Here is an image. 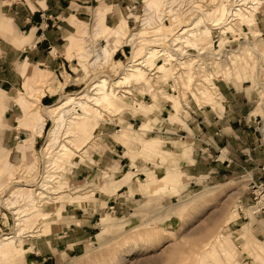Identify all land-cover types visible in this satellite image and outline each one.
I'll return each mask as SVG.
<instances>
[{
    "label": "rangeland",
    "instance_id": "rangeland-1",
    "mask_svg": "<svg viewBox=\"0 0 264 264\" xmlns=\"http://www.w3.org/2000/svg\"><path fill=\"white\" fill-rule=\"evenodd\" d=\"M157 1L156 5L152 0L85 3L90 7L80 13L83 19L70 16L76 31L68 38L66 57L75 64L57 75L36 69L31 81L23 85L24 94L19 96L25 100H18L23 115L14 123H6V128L24 129L28 135L16 137L8 147L0 146V215L7 220L0 225V236L20 235L0 248L3 258L0 264H26L25 261L28 264H264V166L260 171L230 168L225 171V177L221 170L203 173L198 169L202 173L192 178L194 184L190 186L191 177L181 168L192 153L193 143L213 152V159H223L221 141L216 143L206 134L208 128L216 126L213 119L207 118L212 115L219 124L215 136L224 135L221 118L215 110L223 107L221 113L229 121L236 120L238 115L258 114L264 124V11L259 7L256 24L236 19L235 27H229L226 19L234 17L239 0ZM250 4L253 3L248 1L243 7ZM220 7L219 19L214 22L218 28L210 29L212 33L205 41L193 39L207 46L205 53L217 59L209 56L210 71L198 73L190 67L194 81L189 89L183 85L186 78L180 75L176 64H167L166 73L164 68L154 75L146 73L145 82L136 84L130 79L126 85L130 87L119 90H133L129 99L106 98L101 94L95 101H80L83 108L75 107L73 102L77 101L71 100L66 107L70 111L64 109L45 117L40 135L27 130L25 123L33 122L38 113L46 116L48 108L57 107L69 96L86 93L91 96V87L97 80H116L126 74L124 69L130 67L129 63L145 53L138 50L145 39L164 33L168 36L160 43L171 35L178 37L181 44L186 35L178 34L191 28L197 15L213 14ZM252 14L245 16L250 18ZM202 28L203 25L197 27ZM239 32L247 34L243 36ZM118 36L120 41L116 46ZM135 41L139 42L137 47ZM106 46L115 49L107 62L103 54ZM142 48L146 50L145 46ZM230 52V61L238 53L241 59L235 60L234 70L228 71L229 63L221 61ZM156 62L160 66L163 61ZM201 74L215 81L220 93L217 102L198 94L206 85ZM248 121L244 118L232 124L248 128ZM144 126L148 127L147 132L142 131ZM4 127L0 125V129ZM142 144L157 147L144 151ZM158 148L168 154L156 155ZM110 155L113 161L109 163ZM246 158L251 161L249 154ZM128 173L130 177L126 178ZM150 173L158 174L159 178L153 189L146 191L145 182ZM71 175H76V179L72 180ZM171 176L178 178L176 184L168 183ZM130 180L136 184L133 191L147 196L146 201H138L127 213L115 215L113 209L103 211L93 219L92 238L83 243V249L42 260L54 253H47L49 249L45 248L43 238L47 234L57 236L60 225L66 224L72 214V211L62 212L64 206L67 211L78 212L79 207L84 209L83 201H90L95 190L116 196L121 194L122 183ZM159 181H167L168 186L162 187ZM41 182L45 187L40 186ZM63 189L57 195L50 194ZM70 194L78 197L71 198ZM20 210L22 215L18 214ZM106 215L112 220L103 228L99 222ZM29 234L32 237H27ZM223 240L228 243H221ZM25 242H38L43 247L38 259L27 256L33 248H27ZM21 245L27 248L26 252L13 259L11 255ZM221 247L226 251L221 252ZM34 260L37 263L31 262Z\"/></svg>",
    "mask_w": 264,
    "mask_h": 264
},
{
    "label": "crops",
    "instance_id": "crops-1",
    "mask_svg": "<svg viewBox=\"0 0 264 264\" xmlns=\"http://www.w3.org/2000/svg\"><path fill=\"white\" fill-rule=\"evenodd\" d=\"M90 1L93 2V0H0V125H5L3 129H0L1 147H8L18 136L20 138L23 135H26V137L28 135L24 129L18 131L8 130L6 123H14L23 115L18 100L21 98L24 101L25 98L19 95L24 94L23 85L31 81L35 70H47L57 75L75 64L74 60L70 61L66 57L69 44L68 38L76 31L75 26L70 22V16L75 15L80 17L79 20L83 19L84 17L82 18L80 13L84 8L90 7L85 5ZM105 1L113 2L114 0ZM215 111L217 116L221 118L224 135L222 137L215 136L214 131L217 129L215 127L219 124L214 121L212 115L207 118L208 120L213 119V125L216 126L208 128L206 134L209 139L215 140L216 143L221 141V156L223 155V159L220 161L213 159V152L201 149L198 143L191 144L193 146L192 153L188 157V161L181 165L184 174L191 177L188 186L194 184L192 178L203 171L221 170L223 172L222 176L225 177V171H229L230 168L247 167L254 171H260L261 167L264 166V143L262 141L264 124L261 115H251L250 113L238 115V118L234 121L244 118L249 120V126L245 128V125L234 126L232 124L234 121H229L227 116L221 113L223 107L222 110ZM33 123L34 121L25 123L27 130L32 134L40 135L43 129L40 131ZM125 125L128 126L129 124ZM141 134L144 135V132ZM157 152L156 155L158 156L168 154L159 148ZM246 154L251 156V161H247ZM112 161L113 157L111 156L109 163ZM198 169H201L202 172L197 171ZM91 175L92 173L89 174V176ZM71 177H73L72 180L76 179V175H71ZM125 177H130V174H126ZM158 178L159 175L156 173L148 174L145 190L153 189V185ZM167 181L170 184H176L178 178L171 176ZM167 181L166 183L159 181V183L162 187L168 186ZM128 184L130 187H128ZM135 188L136 184L133 180H130L122 183L119 188L122 195L114 196L97 189L90 201H83L84 209L82 210L79 207L80 211L78 212H73L71 209L67 211L64 206L62 212L72 211V214H69L66 224L60 225L57 236L49 237V234H47L46 238H43L45 248L49 249L47 253L49 251H54V253L52 256L42 258V260L56 258V254H68L76 251L75 249H83V243L92 238L93 219L101 215L103 211L113 209L115 215L127 213L138 201H146L147 196L133 191ZM69 196L71 197V194ZM0 216V225L2 226L7 220H5L4 215ZM111 220L112 218L106 215L100 219L99 224L105 228L111 224ZM28 236L32 237L30 234ZM49 243L51 245H48ZM25 246L30 249L33 248L27 256L34 259H38L41 254L40 251L43 250L38 242L26 243ZM25 246L21 245V249H17L11 257L16 260L19 259L21 254L27 250ZM32 254L33 256H30ZM36 261L38 260L31 262L37 263ZM25 263L28 264L26 261Z\"/></svg>",
    "mask_w": 264,
    "mask_h": 264
},
{
    "label": "bare ground",
    "instance_id": "bare-ground-1",
    "mask_svg": "<svg viewBox=\"0 0 264 264\" xmlns=\"http://www.w3.org/2000/svg\"><path fill=\"white\" fill-rule=\"evenodd\" d=\"M152 1H153V3H152L153 5H156L157 3H159V1H157V0H152ZM219 1H220L219 3H221V0H219ZM248 1H251V3H253V4H250L251 5L250 7L248 5L250 10L247 9L248 7L247 8L243 7V6H245L244 4L246 2H248ZM248 1L247 0H239L238 4L235 3L236 4L235 5L236 8H235L234 11L232 10L233 11L232 15L234 17L228 16L227 19H226L227 23L230 22L229 23L230 25L227 24V25H229V27H235V25H236L235 23L238 21L236 19H239V21H241L243 23H246V22L248 23L249 22V23L256 24V21L260 17V11L258 10L259 7L262 8V10L264 11V0L263 1L259 0V2L255 1V0H248ZM161 3H164V2H161ZM161 3H160L159 6H163V5H161ZM259 3H260V5H259ZM254 4H257L258 8L256 6H254ZM156 7H158V6H156ZM158 8H160V7H158ZM220 9H221V7L218 10H216L213 14H211L209 12V13H205V14H200V16L197 15L195 20H194L193 26L191 28L188 27L189 29H184L180 34H178V36L186 35L185 37H183L184 39L183 38L181 39V41H180L181 44H179V38L178 37L171 36V35L168 38V40H166L164 43L161 42L162 43L161 44L160 40L161 39L164 40V38L168 36V34H164V33L155 35V36H153L151 38H148V39H145V41L141 40V41H143L142 44H139L138 41H135L136 44L133 43V44H135L134 47H137V45L139 44L138 50L142 49V51H145V53L143 55H140L139 57L137 56L138 58L134 59L133 62L131 61L129 63L130 67H126L124 69V71L127 72L126 74L122 75L120 78H118L116 80H111V81L108 80L109 81V86L108 87H106V84L108 83V81H106V79L97 80L98 82L94 83V85L91 87L92 88L91 89L92 93L90 92L92 94L91 96L87 95L89 93L69 96L64 102H62L57 107H55L53 109L52 108H48L47 111H45L46 116H44L45 115L44 113H43V115H41L39 113L37 115L35 114L36 116H35V120H34V123H33L34 126L37 127V129H39L41 131L43 129L44 123L46 121L45 117L51 115L52 113H56V112L64 110V109H67V111H65V112L70 111L69 108H66V107H68V105L71 104L70 103L71 100L77 101V102H73L75 107L83 108L84 105L80 101H82L84 99L85 100L93 99L95 101V100L98 99V96L101 95V94H103L104 97H106V98L107 97L108 98L116 97L119 100H123L124 98L129 99V96H132L131 92L133 90H121L120 92H119V90L121 88L124 89V88L130 87V86H126L129 83L130 79H134L136 84H140V83L146 81V79H145L146 73L149 74V72H151L152 73L151 75H154L155 73H161V69H163V68H164L163 70H165L164 73H166V71H167L166 70V66H168L170 64H172V65L176 64V66L178 67V70L180 72V75H185L186 81H184L183 85H187L186 87L189 89L190 85H192V83L194 81V77L192 76V74L189 73V69H190L191 66L193 67V70L198 72V73H203V72H206V71H210L209 69H212V68L209 67V66H212V64H211L212 60L209 59V56L207 55V53H205V51H206L205 49L207 48V46H205L203 44L196 43L197 42L196 40L200 39L202 41H205L206 39L209 38L210 34L212 33L210 31V29L218 28V25L216 23H214V22L216 21V19H219V11H220ZM153 10H154V8H153ZM155 10H157V8H155ZM160 11H162V10L160 9ZM166 12H168V11H166ZM156 13H158V10L156 11ZM245 14H249V16H250V14H252V16L249 18V16L247 15L248 16L247 17V16H245ZM167 15L168 14H164V16H167ZM257 15H259V16H257ZM256 17H257V20H256ZM247 18H249V19H247ZM230 19H234V20L230 21ZM207 24H210V26H208ZM200 25H203V28L202 29H197V27H199ZM157 26H160V25H157ZM226 31H228V30H226ZM225 34H226V32H225ZM239 34L244 36L247 33H240L239 32ZM134 35L135 34H133L132 36H134ZM224 35H219V36H220V38H222ZM172 38H173V40H171ZM174 38H176V40ZM119 39H120V37L117 40L116 46H118L117 44H119V41H120ZM193 39L196 42H194ZM130 40H133V39L131 38ZM174 40H175V42H174ZM222 41H224V40L222 39ZM198 42H199V40H198ZM222 44H223V42H222ZM161 45H163V46H161ZM142 46H145L146 50H143ZM157 46H158V48H154V47H157ZM114 50L115 49H113V50L108 49L107 46L104 48L103 54L105 55V61H106V59L109 60L108 58L112 57L111 55H113V51ZM166 50L169 51L170 53L166 54ZM210 56L212 58L217 59L216 57H213L212 55H210ZM231 56H232V54L230 52L228 55L227 54L225 55V60L221 61V62H224L225 64L229 63L227 65V67H226V70L229 69L228 71L234 70L235 60H238V62H239L240 59H241L240 56H239V53L236 56L233 55L234 58L230 61L229 59H230ZM157 59L158 60L160 59L161 61H163L160 66H157V64H155V63H157L156 62ZM214 63H216V62H214ZM154 64H155V66L157 68H154V66H153ZM214 71L215 70H213V72ZM201 75H204V74H201ZM201 81H202V83H204L206 85H205V88H203V90H201V92H199L198 94L202 95V97L205 96L206 98H208V96H209L211 100H215L217 102L219 100V98L217 96H219L220 93H219L218 88H217V86L215 84V81L211 80L210 77H208L206 75H204V77L201 79ZM164 86H165V84H164ZM117 88H119V89L117 91H115V89H117ZM156 90H158V89H156ZM118 95H120V96H118ZM130 101H132V100H130ZM103 104H104V102H103ZM64 116L65 115L60 116L59 118L64 117ZM58 119L55 120V124H58ZM105 120L104 121L100 120V121H101V123L102 122L106 123L107 121H105ZM145 126L143 128L140 127L142 129V131H144V132L148 129V127L145 128ZM52 131H54V130H52ZM137 131H139V130H137ZM66 137L67 136H65L64 138H66ZM49 145H50V143L47 144V146H49ZM61 147H64V145L62 144ZM142 147L144 148V151H145L148 148L155 149L157 146L151 145V147H150L149 145H146V144L143 145L142 144ZM63 150H64V152H66L67 149L64 147ZM61 154L65 155V153H61ZM40 186L43 188V187H45V184L43 182H41ZM52 190L54 191L55 189L53 188ZM62 191H64V189L61 190V191L55 192V193L50 191V194L57 195V194L61 193ZM65 191H67V190H65ZM42 195H44V194H42ZM61 197L63 198V196H61ZM250 209H252V212H254L253 211L254 208L250 207ZM15 211H17V210H15ZM19 213L22 215L23 210H20V212L18 211V214ZM19 219H21V217ZM19 223H20V225H22L21 220H20ZM20 230H22L21 227H20ZM18 234L15 233V235H11V236L9 234L2 236L1 239H0V248L3 245L12 242L13 239H15L16 236H18ZM225 242H227V241L223 240V242H221V243H225ZM16 243L17 242L15 240V245H17ZM213 249L215 250V248H213ZM220 251L221 252H225L226 248L225 247H221ZM228 251H230V248H229ZM0 258H2V256H0Z\"/></svg>",
    "mask_w": 264,
    "mask_h": 264
},
{
    "label": "built area",
    "instance_id": "built-area-1",
    "mask_svg": "<svg viewBox=\"0 0 264 264\" xmlns=\"http://www.w3.org/2000/svg\"><path fill=\"white\" fill-rule=\"evenodd\" d=\"M204 52V51H203ZM210 56V55H209ZM264 209V208H263ZM260 209H257V211H259ZM256 212V211H255Z\"/></svg>",
    "mask_w": 264,
    "mask_h": 264
}]
</instances>
